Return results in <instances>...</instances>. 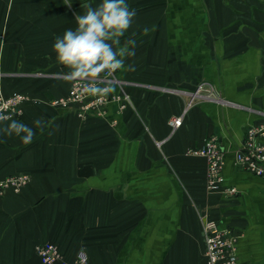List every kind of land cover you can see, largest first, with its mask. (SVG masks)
Wrapping results in <instances>:
<instances>
[{
  "label": "crops",
  "instance_id": "crops-1",
  "mask_svg": "<svg viewBox=\"0 0 264 264\" xmlns=\"http://www.w3.org/2000/svg\"><path fill=\"white\" fill-rule=\"evenodd\" d=\"M100 2L0 0V92L28 97L12 119L36 133L28 145L0 134V180L30 179L0 203V264H42L35 249L48 243L71 264H206L201 217L240 237L238 264H264V176L236 163L264 125V0H126L136 16L120 43L135 39V71L117 77L130 104L81 119L51 105L71 91L53 44ZM203 82L227 104L187 109ZM39 118L53 121L43 133ZM212 137L236 196L208 192L207 162L188 154Z\"/></svg>",
  "mask_w": 264,
  "mask_h": 264
},
{
  "label": "built area",
  "instance_id": "built-area-1",
  "mask_svg": "<svg viewBox=\"0 0 264 264\" xmlns=\"http://www.w3.org/2000/svg\"><path fill=\"white\" fill-rule=\"evenodd\" d=\"M114 91L104 97L86 94L82 91L81 85L77 82L71 83V91L65 98L58 99L51 103L52 106L77 110L78 117L86 119L89 115L96 114L104 118L107 107L110 104H118L119 111L122 112L130 104V96L126 91L127 83L117 77V72L112 77H106ZM101 86H105L101 84ZM188 99L187 109L201 102H213L220 105L227 104L216 88L209 83H201L195 91L185 93ZM28 97L23 94H14L8 98L0 92V111L6 115L21 114V106L27 102ZM183 118L171 120L172 127L176 130L183 124ZM264 125L251 127L247 131L242 148L236 155L237 166L242 170L254 174L258 177L264 176ZM190 156L203 158L207 162V184L208 192L223 190L226 196H236L238 190L235 188L223 189L225 165L224 151L217 137L209 138L202 148L190 150ZM30 179L26 175L9 177L0 181V196L9 189L19 192L29 183ZM202 230L205 237V258L206 264H238V242L240 237L231 229L220 226L216 221L207 217H201ZM36 250L42 264H71L67 262L60 249L55 244L48 243L39 246ZM75 264H89L85 254H81Z\"/></svg>",
  "mask_w": 264,
  "mask_h": 264
},
{
  "label": "clouds",
  "instance_id": "clouds-1",
  "mask_svg": "<svg viewBox=\"0 0 264 264\" xmlns=\"http://www.w3.org/2000/svg\"><path fill=\"white\" fill-rule=\"evenodd\" d=\"M73 15L76 28L67 29L62 36L55 37L53 52L56 61L68 70L66 80L79 83L86 94L104 97L114 91L106 77H112L117 71H135L134 65L126 66L125 61L135 56L136 41L129 38L121 45L120 38L132 26L136 10L130 8L126 0H101L95 7L88 6L84 14ZM154 30L144 28L143 32L148 34ZM9 120L11 123H4ZM52 122L39 118L34 125L43 133ZM0 125H3L0 134L8 137L15 134L24 145L30 144L36 135L32 127L2 111Z\"/></svg>",
  "mask_w": 264,
  "mask_h": 264
},
{
  "label": "rangeland",
  "instance_id": "rangeland-1",
  "mask_svg": "<svg viewBox=\"0 0 264 264\" xmlns=\"http://www.w3.org/2000/svg\"><path fill=\"white\" fill-rule=\"evenodd\" d=\"M20 175H24V174H20ZM14 176H19V175H14ZM27 176V175H26ZM9 177H13V175L12 176H8V177H6V178H4L3 180H5V179H7V178H9ZM3 180H0V181H3ZM30 184V181H29V183L25 186V187H23L19 192H15L13 189H9V190H7V191H5L4 193H3V195L2 196H0V203H1V201L4 199V198H6V196L7 195H19V194H21L25 189H26V187L28 186Z\"/></svg>",
  "mask_w": 264,
  "mask_h": 264
}]
</instances>
